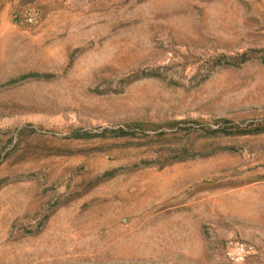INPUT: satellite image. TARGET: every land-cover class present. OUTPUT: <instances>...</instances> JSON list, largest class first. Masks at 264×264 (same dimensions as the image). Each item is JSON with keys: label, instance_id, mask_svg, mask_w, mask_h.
I'll use <instances>...</instances> for the list:
<instances>
[{"label": "rangeland", "instance_id": "rangeland-1", "mask_svg": "<svg viewBox=\"0 0 264 264\" xmlns=\"http://www.w3.org/2000/svg\"><path fill=\"white\" fill-rule=\"evenodd\" d=\"M0 264H264V0H0Z\"/></svg>", "mask_w": 264, "mask_h": 264}, {"label": "trees", "instance_id": "trees-1", "mask_svg": "<svg viewBox=\"0 0 264 264\" xmlns=\"http://www.w3.org/2000/svg\"><path fill=\"white\" fill-rule=\"evenodd\" d=\"M226 135H248V134H251V132L249 131H239L237 133H233V132H228V131H225Z\"/></svg>", "mask_w": 264, "mask_h": 264}]
</instances>
